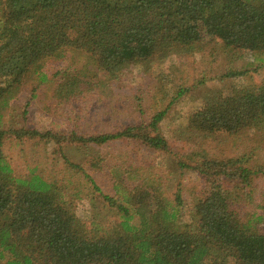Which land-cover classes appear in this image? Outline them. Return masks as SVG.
<instances>
[{"label": "trees", "instance_id": "obj_1", "mask_svg": "<svg viewBox=\"0 0 264 264\" xmlns=\"http://www.w3.org/2000/svg\"><path fill=\"white\" fill-rule=\"evenodd\" d=\"M214 38L224 49L251 54L256 69L264 67V0H0V264H264V191L263 203L255 204L264 167L249 158L218 159L197 140L200 150L175 157L161 133L166 109L112 132L40 131L3 122L26 77L47 80L41 68L48 59L74 51L87 57L85 67L60 71L55 97L72 102L103 82L120 83L129 65L202 54ZM248 129L264 131V78L225 95L206 92L176 134L194 142ZM11 136L52 143L70 174L48 176L36 167L16 174L3 149ZM113 141L165 153L179 174L185 169L200 176L201 193L186 200L177 182L168 195L174 178L141 166L123 168L112 195L103 193L69 152L91 153ZM73 174L90 182L112 210L111 227L95 222L98 212L88 227L76 215L83 191L71 184Z\"/></svg>", "mask_w": 264, "mask_h": 264}, {"label": "rangeland", "instance_id": "obj_2", "mask_svg": "<svg viewBox=\"0 0 264 264\" xmlns=\"http://www.w3.org/2000/svg\"><path fill=\"white\" fill-rule=\"evenodd\" d=\"M201 53L171 55L162 61H151L147 66L129 65L124 69L125 76L120 83L110 87L109 83L103 82L104 85L96 86L94 92L84 91L72 102H62L54 94L60 71L67 67L77 71L85 67L88 60L78 51L67 52L63 58L48 59L43 63L41 70L46 81L40 82L34 76L24 79L17 97L6 108L3 122L13 128L25 126L40 131L112 132L141 119L146 121L154 111L166 109L160 123L161 133L177 153L175 157L183 154L186 157L194 149L200 150L197 140L202 149L218 159L249 158L250 165L264 167V131L248 129L236 135L216 132L210 138L197 137L194 142L176 134V130L186 124L187 116L202 105L206 92L217 90L225 95L244 85H258L264 78V67L256 69L257 62L251 54L240 49H224L218 38L212 39ZM227 71H244V74L225 77ZM181 89L186 91L178 96ZM13 137L6 140L3 149L16 174H25L33 167L48 176L70 174L58 162L59 154L53 151L52 143ZM93 148L91 153L71 151L69 155L103 193L112 195V183L123 168L133 171L134 167L140 166L149 167L165 179L174 178L168 184V195L172 194L177 182L181 183L186 200L201 193L200 176L185 169L179 174L178 169L173 170L165 153L154 152L132 141H113ZM70 181L83 191L75 200V213L86 227L97 212L95 222L111 227L116 217L108 206L102 205L99 192L92 184L85 183L81 174H73ZM257 186L255 204L263 203L259 193L264 191V179L257 180ZM185 207L188 209L187 205ZM260 228H264V223Z\"/></svg>", "mask_w": 264, "mask_h": 264}]
</instances>
